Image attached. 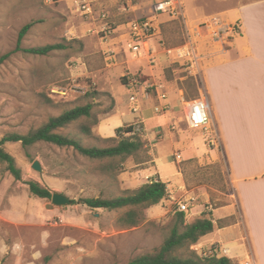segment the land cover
Listing matches in <instances>:
<instances>
[{"label":"rangeland","instance_id":"obj_1","mask_svg":"<svg viewBox=\"0 0 264 264\" xmlns=\"http://www.w3.org/2000/svg\"><path fill=\"white\" fill-rule=\"evenodd\" d=\"M138 1L0 0V139L25 135L51 117L90 105L91 118L83 121L91 127L90 136L78 124L59 133L84 147L114 146L117 140L107 139L115 132L108 134L102 127L127 111L131 119L115 122L136 125L146 144L111 173L101 170L103 163L70 148L6 143L4 150L21 176L16 180L0 162V264H126L161 245L179 208L188 209L186 223L203 212H210L214 223L213 231L190 250L200 256L225 255L235 264L247 262L237 247L228 245L235 237L244 241L243 229L216 145L210 147L205 130L186 125L181 108L168 120V104L160 98L172 92V97H182L178 104L183 106L201 99L203 67L215 53L231 49L240 24L230 23L232 14L225 12L191 26L183 17L151 16L149 7ZM239 1L188 0L209 13L227 11ZM138 19L152 22L148 55L126 47L129 25ZM27 24L32 26L19 39ZM187 44L191 56L179 57L176 49ZM46 45L59 48L46 56L24 52ZM131 94L138 98V112L128 100ZM34 161L41 172L31 168ZM151 180L165 182L168 194L145 209V220L135 227L119 225L125 210H91L79 203L125 196ZM28 182L77 203L46 208L51 199L33 196Z\"/></svg>","mask_w":264,"mask_h":264},{"label":"crops","instance_id":"obj_2","mask_svg":"<svg viewBox=\"0 0 264 264\" xmlns=\"http://www.w3.org/2000/svg\"><path fill=\"white\" fill-rule=\"evenodd\" d=\"M158 1L139 0L138 4L149 7L146 10L151 16L169 17L168 13L152 11ZM179 2L181 17L191 26L209 20L211 14L225 12L232 14L230 23L240 24V34L233 38L231 49L215 53L203 67L201 99L210 108L211 123L205 132L213 131L217 138V153L223 159L243 229L244 238L240 239L244 241L235 237L228 245L239 249L243 261L264 264V0H241L227 11L214 13L204 5ZM167 96L163 99L168 104L167 119L179 107L186 122L185 105L178 104L182 97L174 98L172 92ZM130 117L125 111L117 118L123 122ZM117 118L108 120L102 129L114 133L122 127L121 122H115ZM209 157L217 159L218 155Z\"/></svg>","mask_w":264,"mask_h":264},{"label":"trees","instance_id":"obj_3","mask_svg":"<svg viewBox=\"0 0 264 264\" xmlns=\"http://www.w3.org/2000/svg\"><path fill=\"white\" fill-rule=\"evenodd\" d=\"M57 2L60 0H52ZM32 24L25 25L19 34L22 39ZM55 45L25 49L24 52L46 56L58 49ZM124 80V79H123ZM91 118V106L85 105L68 110L56 117H51L40 127L29 131L25 135L9 134L0 139V162L6 164V170L16 179L20 180V171L16 168L13 157L4 150L6 143H20L24 148L43 142L59 148L72 149L82 158L103 163L100 167L105 172H115L121 164L130 156L144 151L145 142L141 134L136 130V125L119 127L115 130V136L107 140H117L114 146L98 148L84 147L80 140L64 136L59 130L66 129L69 125L78 124L84 136H90L91 127L83 121ZM128 135V136H127ZM30 193L39 199H51V192L37 182H28ZM167 184L161 180H151L141 185L132 193L111 199L85 198L79 203L91 210L104 209L107 211L125 210L119 218L121 227H135L145 220L143 211L157 205L167 196ZM77 203L72 200V204ZM188 209H175L172 216V225L168 236L161 245L153 250L134 257L126 264H235L225 255L213 254L200 256L190 247L196 244L200 238L211 233L214 223L210 218L211 213L203 212L192 223H186L185 217Z\"/></svg>","mask_w":264,"mask_h":264},{"label":"built area","instance_id":"obj_4","mask_svg":"<svg viewBox=\"0 0 264 264\" xmlns=\"http://www.w3.org/2000/svg\"><path fill=\"white\" fill-rule=\"evenodd\" d=\"M82 9L87 7L82 5ZM152 11L155 14L168 13L170 16H179L181 17V8L179 0H160L153 4ZM151 20L148 19H139L133 21L129 25L126 47L127 49L134 53L141 55L142 52H146L148 55L149 48L148 42L153 34V26ZM177 50V55L181 58H188L191 56L192 46L187 44ZM168 54H171L170 49L167 51ZM139 83L138 80H134L133 83ZM160 98L163 100L164 95H161ZM132 110L138 112V98L134 94H131L128 98ZM155 110L158 111V108ZM210 108L209 104L205 99H196L185 104L184 116L187 123V126L190 129H203L206 130L207 126H210L211 117L209 114ZM138 130V129H136ZM207 134L211 135V138L208 140L210 147H215L217 143V138L215 137L214 132L208 131ZM242 264H253L251 261L244 262Z\"/></svg>","mask_w":264,"mask_h":264},{"label":"water","instance_id":"obj_5","mask_svg":"<svg viewBox=\"0 0 264 264\" xmlns=\"http://www.w3.org/2000/svg\"><path fill=\"white\" fill-rule=\"evenodd\" d=\"M31 168L37 172H41V166L38 161H34L31 165ZM72 204V200L65 195H62L57 192H53L51 196V204L46 205V208L53 207H62V206H70Z\"/></svg>","mask_w":264,"mask_h":264}]
</instances>
